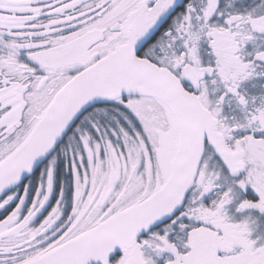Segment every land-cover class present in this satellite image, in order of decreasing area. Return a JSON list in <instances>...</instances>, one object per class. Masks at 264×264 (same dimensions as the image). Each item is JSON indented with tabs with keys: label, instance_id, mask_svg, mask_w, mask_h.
Returning a JSON list of instances; mask_svg holds the SVG:
<instances>
[{
	"label": "snow or ice",
	"instance_id": "snow-or-ice-1",
	"mask_svg": "<svg viewBox=\"0 0 264 264\" xmlns=\"http://www.w3.org/2000/svg\"><path fill=\"white\" fill-rule=\"evenodd\" d=\"M0 264H264V0H0Z\"/></svg>",
	"mask_w": 264,
	"mask_h": 264
}]
</instances>
